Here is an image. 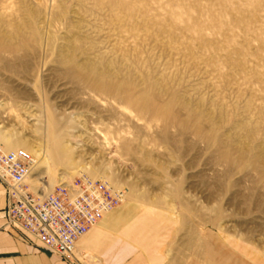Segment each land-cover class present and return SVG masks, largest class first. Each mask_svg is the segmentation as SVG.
I'll list each match as a JSON object with an SVG mask.
<instances>
[{
    "label": "rangeland",
    "instance_id": "374dc122",
    "mask_svg": "<svg viewBox=\"0 0 264 264\" xmlns=\"http://www.w3.org/2000/svg\"><path fill=\"white\" fill-rule=\"evenodd\" d=\"M0 145L171 215L176 258L264 264V0H0Z\"/></svg>",
    "mask_w": 264,
    "mask_h": 264
},
{
    "label": "crops",
    "instance_id": "0c3cea01",
    "mask_svg": "<svg viewBox=\"0 0 264 264\" xmlns=\"http://www.w3.org/2000/svg\"><path fill=\"white\" fill-rule=\"evenodd\" d=\"M171 215L132 200L108 213L77 243L80 264H249L226 253L173 256L177 232ZM174 232V233H173ZM257 264H260L256 262ZM0 264H71L24 230L9 224L6 185L0 180Z\"/></svg>",
    "mask_w": 264,
    "mask_h": 264
},
{
    "label": "built area",
    "instance_id": "2783aa9c",
    "mask_svg": "<svg viewBox=\"0 0 264 264\" xmlns=\"http://www.w3.org/2000/svg\"><path fill=\"white\" fill-rule=\"evenodd\" d=\"M33 156L0 145V180L6 185L9 224L24 230L71 264H80L77 243L126 200L125 190L108 180L79 175L48 194L31 189Z\"/></svg>",
    "mask_w": 264,
    "mask_h": 264
},
{
    "label": "bare ground",
    "instance_id": "6f19581e",
    "mask_svg": "<svg viewBox=\"0 0 264 264\" xmlns=\"http://www.w3.org/2000/svg\"><path fill=\"white\" fill-rule=\"evenodd\" d=\"M16 6V5H15ZM95 73V72H94ZM94 75V74H93ZM43 194V193H42Z\"/></svg>",
    "mask_w": 264,
    "mask_h": 264
}]
</instances>
